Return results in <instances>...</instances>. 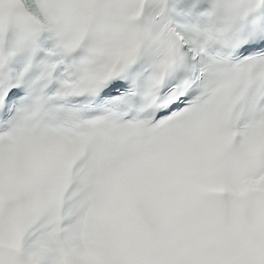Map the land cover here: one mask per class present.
I'll return each mask as SVG.
<instances>
[{"label": "snow or ice", "instance_id": "snow-or-ice-1", "mask_svg": "<svg viewBox=\"0 0 264 264\" xmlns=\"http://www.w3.org/2000/svg\"><path fill=\"white\" fill-rule=\"evenodd\" d=\"M0 264H264V0H0Z\"/></svg>", "mask_w": 264, "mask_h": 264}]
</instances>
